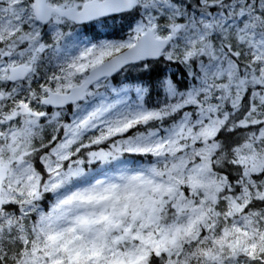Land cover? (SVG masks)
I'll return each instance as SVG.
<instances>
[{
    "label": "snow or ice",
    "instance_id": "6c2138e0",
    "mask_svg": "<svg viewBox=\"0 0 264 264\" xmlns=\"http://www.w3.org/2000/svg\"><path fill=\"white\" fill-rule=\"evenodd\" d=\"M0 264H264V0H0Z\"/></svg>",
    "mask_w": 264,
    "mask_h": 264
},
{
    "label": "trees",
    "instance_id": "16d2710c",
    "mask_svg": "<svg viewBox=\"0 0 264 264\" xmlns=\"http://www.w3.org/2000/svg\"><path fill=\"white\" fill-rule=\"evenodd\" d=\"M93 171H94V172H95V171H99V169H94ZM50 203H51V201H49V204H50Z\"/></svg>",
    "mask_w": 264,
    "mask_h": 264
}]
</instances>
